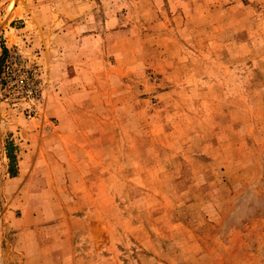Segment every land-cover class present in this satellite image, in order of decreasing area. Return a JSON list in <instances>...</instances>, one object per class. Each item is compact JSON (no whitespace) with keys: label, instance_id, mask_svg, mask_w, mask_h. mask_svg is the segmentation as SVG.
Instances as JSON below:
<instances>
[{"label":"rangeland","instance_id":"obj_1","mask_svg":"<svg viewBox=\"0 0 264 264\" xmlns=\"http://www.w3.org/2000/svg\"><path fill=\"white\" fill-rule=\"evenodd\" d=\"M0 264H264V0H0Z\"/></svg>","mask_w":264,"mask_h":264},{"label":"crops","instance_id":"obj_2","mask_svg":"<svg viewBox=\"0 0 264 264\" xmlns=\"http://www.w3.org/2000/svg\"><path fill=\"white\" fill-rule=\"evenodd\" d=\"M14 155H15V159H16V163H17V165H16V167H17V172H19L20 171V165H21V161H20V159H21V157H22V155L21 154H17V153H12L11 154V156H10V158L11 159H13L14 160ZM2 162H3V164H4V168H5V171L7 172V174H8V171L9 172H13V174H14V169H13V167H9L10 165H9V160H8V156H7V154H6V151H3L2 152ZM14 164V163H13ZM13 180H14V175H12V177H11Z\"/></svg>","mask_w":264,"mask_h":264}]
</instances>
